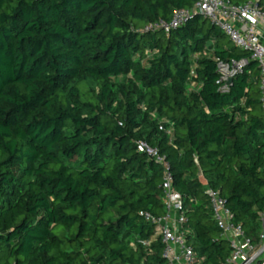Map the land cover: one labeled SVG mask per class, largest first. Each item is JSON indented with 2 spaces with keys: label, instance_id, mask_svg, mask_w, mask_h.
<instances>
[{
  "label": "trees",
  "instance_id": "obj_1",
  "mask_svg": "<svg viewBox=\"0 0 264 264\" xmlns=\"http://www.w3.org/2000/svg\"><path fill=\"white\" fill-rule=\"evenodd\" d=\"M194 3L0 0V264H166L159 240L144 246L145 215H165L164 170L139 141L169 163L199 264L230 252L208 190L256 240L257 63L197 13L169 33L149 28ZM241 60L217 84L218 63Z\"/></svg>",
  "mask_w": 264,
  "mask_h": 264
},
{
  "label": "built area",
  "instance_id": "obj_2",
  "mask_svg": "<svg viewBox=\"0 0 264 264\" xmlns=\"http://www.w3.org/2000/svg\"><path fill=\"white\" fill-rule=\"evenodd\" d=\"M264 0H247L235 5L230 0H195L192 10H175L169 21H159L150 26L165 33L184 24L187 19L197 13L217 27L236 48L250 54V59L259 68L260 105L264 114ZM246 61L218 63L219 81L227 87L231 77L241 72ZM162 130V127H159ZM138 151L155 160L164 170L162 182V202L165 215L162 218L145 219L155 226L154 237L144 243L148 246L159 240L162 244V258L166 264H199L193 247L188 243V232L184 230V213L181 195L174 190L172 177L169 174V163L159 154L157 149L145 141L137 143ZM209 206L212 218L226 240L229 255L222 264H264V214L261 215L260 229L256 240L244 233L243 227L235 223L232 213L224 205L216 191L208 190Z\"/></svg>",
  "mask_w": 264,
  "mask_h": 264
},
{
  "label": "rangeland",
  "instance_id": "obj_3",
  "mask_svg": "<svg viewBox=\"0 0 264 264\" xmlns=\"http://www.w3.org/2000/svg\"><path fill=\"white\" fill-rule=\"evenodd\" d=\"M118 81H122L121 78L118 79ZM199 88V84L196 80L192 81L188 86H187V90L188 91H197Z\"/></svg>",
  "mask_w": 264,
  "mask_h": 264
},
{
  "label": "water",
  "instance_id": "obj_4",
  "mask_svg": "<svg viewBox=\"0 0 264 264\" xmlns=\"http://www.w3.org/2000/svg\"><path fill=\"white\" fill-rule=\"evenodd\" d=\"M231 81L228 82V84L230 83Z\"/></svg>",
  "mask_w": 264,
  "mask_h": 264
}]
</instances>
